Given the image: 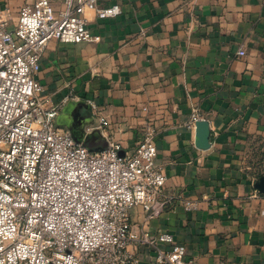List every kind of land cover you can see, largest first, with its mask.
Masks as SVG:
<instances>
[{"label": "crops", "instance_id": "obj_1", "mask_svg": "<svg viewBox=\"0 0 264 264\" xmlns=\"http://www.w3.org/2000/svg\"><path fill=\"white\" fill-rule=\"evenodd\" d=\"M32 1L0 0V7L15 17ZM98 3L121 9L112 18L86 12L98 41L52 39L42 54L36 78L44 95L55 103L67 97L56 118L63 113L70 126L78 114L86 128L97 118L86 101L92 99L122 154L152 125L156 163L167 176L163 194L173 202L151 219L141 207L130 208L133 227L172 234L194 264H264V193L255 186L264 172V0ZM242 46L245 54L238 55ZM194 109L209 123L206 149L186 128ZM96 134L94 146H106ZM183 198L197 200L198 208L185 210ZM128 250L138 264H158L147 246Z\"/></svg>", "mask_w": 264, "mask_h": 264}, {"label": "built area", "instance_id": "obj_2", "mask_svg": "<svg viewBox=\"0 0 264 264\" xmlns=\"http://www.w3.org/2000/svg\"><path fill=\"white\" fill-rule=\"evenodd\" d=\"M63 2L56 9L51 0H33L15 17L0 7V264H138L130 245L147 246L158 264H194L172 234L137 231L130 221L132 207L151 219L173 202L163 194L167 176L156 163L155 128L145 126L134 149L122 154L92 99L86 101L107 140L103 149L87 148L55 124L67 97L53 102L36 78L48 42H96L86 12H121L98 0ZM244 54L242 46L238 55ZM198 120L194 109L186 128L195 131ZM181 204L198 208L193 199Z\"/></svg>", "mask_w": 264, "mask_h": 264}, {"label": "water", "instance_id": "obj_3", "mask_svg": "<svg viewBox=\"0 0 264 264\" xmlns=\"http://www.w3.org/2000/svg\"><path fill=\"white\" fill-rule=\"evenodd\" d=\"M74 117V121H76V123L73 121V123L70 126H67L66 124L63 126L70 134L71 136L73 135L72 133V129L75 126H79L80 129L82 130L83 134H82V140H78L76 138V141L82 143L84 146H86L89 149H94V150H100L103 149L105 146L102 145L103 143H101V146H99L98 148L96 146H94L95 144V136L96 131L99 132L100 131L98 129H96L95 127L97 126L98 120L97 118L94 119L93 122L90 123V125H88L86 128L83 126L84 124V119L81 121V123H78V114L77 115H73ZM85 129V130H84ZM96 130V131H94ZM86 132H90V133H85ZM195 145L196 147L200 148V149H206L209 147L210 145V130H209V123L206 120H198L196 122V129H195ZM255 186L256 188L260 191L264 193V173L257 178L256 182H255Z\"/></svg>", "mask_w": 264, "mask_h": 264}, {"label": "rangeland", "instance_id": "obj_4", "mask_svg": "<svg viewBox=\"0 0 264 264\" xmlns=\"http://www.w3.org/2000/svg\"><path fill=\"white\" fill-rule=\"evenodd\" d=\"M65 115L62 113L61 115H59L57 118H55V124L57 125V126H64L65 124ZM73 132H74V134H75V136H76V138L78 139V140H82V134H83V132H82V130L80 129V127L78 126H75V127H73Z\"/></svg>", "mask_w": 264, "mask_h": 264}, {"label": "trees", "instance_id": "obj_5", "mask_svg": "<svg viewBox=\"0 0 264 264\" xmlns=\"http://www.w3.org/2000/svg\"><path fill=\"white\" fill-rule=\"evenodd\" d=\"M260 153H262L261 154V160H263L264 159V151H261ZM264 173V172H263ZM263 173H261L259 176H261Z\"/></svg>", "mask_w": 264, "mask_h": 264}, {"label": "flooded vegetation", "instance_id": "obj_6", "mask_svg": "<svg viewBox=\"0 0 264 264\" xmlns=\"http://www.w3.org/2000/svg\"><path fill=\"white\" fill-rule=\"evenodd\" d=\"M66 123V122H65Z\"/></svg>", "mask_w": 264, "mask_h": 264}]
</instances>
